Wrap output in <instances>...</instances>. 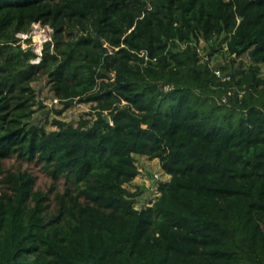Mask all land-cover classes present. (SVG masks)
Wrapping results in <instances>:
<instances>
[{
  "label": "trees",
  "instance_id": "16d2710c",
  "mask_svg": "<svg viewBox=\"0 0 264 264\" xmlns=\"http://www.w3.org/2000/svg\"><path fill=\"white\" fill-rule=\"evenodd\" d=\"M202 41L251 63L218 81ZM193 88L228 99L198 111ZM141 156L162 172L143 202ZM0 264H264V0H0Z\"/></svg>",
  "mask_w": 264,
  "mask_h": 264
},
{
  "label": "rangeland",
  "instance_id": "374dc122",
  "mask_svg": "<svg viewBox=\"0 0 264 264\" xmlns=\"http://www.w3.org/2000/svg\"><path fill=\"white\" fill-rule=\"evenodd\" d=\"M49 29L48 28H36L31 31L30 35L25 34L22 35L23 38L29 37L31 42H23L25 46V51L28 50L29 47H32L34 51H36L40 57L41 50L43 47V40L48 36ZM22 38V39H23ZM201 49L203 51V56L206 58L209 56V64L210 66L218 71V81L229 80L233 74H236L239 77L243 71H246L248 66L251 63L250 56L245 53L240 57L230 56L224 49H217L212 52L211 55H208V44L202 41L200 43ZM204 48V49H203ZM26 65L29 64L27 60H25ZM38 85V84H37ZM44 89L41 88V93ZM225 92H217L214 93L212 97L209 92H201L198 89L193 88L190 92V100L189 103L198 111L211 112L210 101L213 99L215 102H220L219 99L222 94ZM45 106L51 105L52 100L49 98H42ZM170 103L169 99L164 100L163 109H166ZM90 110V105L85 103H77L70 110L66 111L62 116H59L61 119H65L72 123H77L80 117L87 115V111ZM225 110L229 111V104H225L224 106L213 110L214 114H218L217 123L226 124L236 123L237 119L240 117V112L234 111L230 118H224L220 115V111ZM212 114V113H211ZM52 115L51 117H53ZM212 117H214L212 115ZM55 126L48 124V128H54ZM139 163L141 165V173L136 177V182L140 185L143 190L142 197L140 199L143 202L145 199L152 197L157 190L156 180L153 179V183L151 182V177L159 178L162 175L161 167L157 159H148L145 156L139 157ZM4 168H26L32 173L36 175V188H41L42 190H47L50 188L52 183V178L44 171L41 164L31 163V162H20L15 157L7 158L3 161L2 165ZM64 180L61 178L58 180L56 187L53 192H51V209L56 207V201L54 199V192L56 190H62L64 188ZM140 202V204H141Z\"/></svg>",
  "mask_w": 264,
  "mask_h": 264
},
{
  "label": "built area",
  "instance_id": "2783aa9c",
  "mask_svg": "<svg viewBox=\"0 0 264 264\" xmlns=\"http://www.w3.org/2000/svg\"><path fill=\"white\" fill-rule=\"evenodd\" d=\"M36 28H48V29H49L48 36L43 40V43H44L45 41L51 39V31H52V28H51L49 25H47V24L44 25V24H42V23H40V22H34V23H33V28H32L31 31H33V30L36 29ZM31 31H30L29 33H27V34L30 35ZM22 35H25V34H22ZM22 35H21V36H22ZM22 38H23V37H22ZM26 38H28V37H26ZM26 38H23V39H26ZM231 93H232V91L229 92V94H231ZM227 99H228V97H227L226 94H222L221 97H220V101H223V102H226ZM55 100H56V99H55Z\"/></svg>",
  "mask_w": 264,
  "mask_h": 264
},
{
  "label": "water",
  "instance_id": "95a60500",
  "mask_svg": "<svg viewBox=\"0 0 264 264\" xmlns=\"http://www.w3.org/2000/svg\"><path fill=\"white\" fill-rule=\"evenodd\" d=\"M45 103H43V99L41 97V90H40V98H39V106H43Z\"/></svg>",
  "mask_w": 264,
  "mask_h": 264
},
{
  "label": "bare ground",
  "instance_id": "6f19581e",
  "mask_svg": "<svg viewBox=\"0 0 264 264\" xmlns=\"http://www.w3.org/2000/svg\"><path fill=\"white\" fill-rule=\"evenodd\" d=\"M39 59H40V57L34 59L33 61H34V62H37V61H39Z\"/></svg>",
  "mask_w": 264,
  "mask_h": 264
}]
</instances>
